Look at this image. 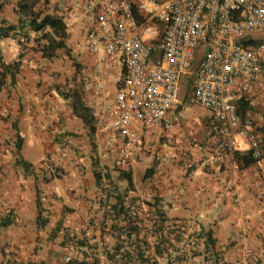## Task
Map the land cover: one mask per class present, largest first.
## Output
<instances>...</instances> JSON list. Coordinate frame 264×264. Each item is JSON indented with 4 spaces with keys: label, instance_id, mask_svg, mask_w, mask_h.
Here are the masks:
<instances>
[{
    "label": "crops",
    "instance_id": "obj_1",
    "mask_svg": "<svg viewBox=\"0 0 264 264\" xmlns=\"http://www.w3.org/2000/svg\"><path fill=\"white\" fill-rule=\"evenodd\" d=\"M28 1L41 16L65 5L63 0ZM20 2L0 0V29L27 21ZM74 14L64 20L77 31L79 19ZM18 27L7 35L18 44L13 55L6 54L0 35L3 63L16 61L10 68L13 74L0 70V264H57L60 253L53 256L52 250L61 249L60 230L91 221L86 242L90 253L96 255L100 245L110 247L119 221L116 196L123 189L143 207L144 201L157 200L162 209L167 203L168 210L163 209L167 218L185 219L203 233L210 229L214 251L226 264H264V151L254 162L241 164L216 148L217 132L208 109L198 118H182V106L171 129L138 127L145 129L144 138L132 144L131 154L137 162L144 160L145 168L136 176L133 159L120 160L121 137L91 131L74 110L73 93L89 107L93 125L102 108L91 77L81 71L91 58L83 51L75 54L65 37V45L46 56L40 49L46 42L45 30L27 25L23 37L17 34ZM257 36L264 48L263 33ZM108 87L112 89V84ZM256 90L242 100L239 111L264 142V75ZM167 135L173 137L172 143L166 141ZM248 148L243 142L238 149ZM46 156L55 172L48 169ZM121 168L131 172L130 185L120 182ZM147 168L151 170L145 176ZM96 171H103L115 188L106 200ZM146 239L154 240L155 235ZM86 246L78 248L73 260L90 264Z\"/></svg>",
    "mask_w": 264,
    "mask_h": 264
},
{
    "label": "built area",
    "instance_id": "obj_2",
    "mask_svg": "<svg viewBox=\"0 0 264 264\" xmlns=\"http://www.w3.org/2000/svg\"><path fill=\"white\" fill-rule=\"evenodd\" d=\"M67 4L58 13L64 17L78 13L80 18L77 31L66 26V45L91 58L81 71L91 77L93 94L102 105L94 129L121 137L123 163L133 159L131 146L142 141L146 128L168 130L178 121L182 75L188 79L186 100L211 112L218 150L233 157L244 142L254 156L264 151L260 135L243 122L238 102L256 93L264 75V48L257 36L264 32V0H67ZM165 139L174 141L168 135ZM44 161L56 171L47 156ZM99 180L106 200L111 184L103 171ZM117 195L122 204L114 243L100 245L96 255L87 256L89 263L143 264L147 257L149 263L159 264L160 231L150 212L153 205H139L127 191ZM182 221L172 225L179 227ZM91 223L60 230L62 262H72L80 246L88 247ZM129 223L139 228L129 231ZM153 235L154 240L146 239ZM168 259L174 261L175 256Z\"/></svg>",
    "mask_w": 264,
    "mask_h": 264
},
{
    "label": "trees",
    "instance_id": "obj_3",
    "mask_svg": "<svg viewBox=\"0 0 264 264\" xmlns=\"http://www.w3.org/2000/svg\"><path fill=\"white\" fill-rule=\"evenodd\" d=\"M31 6H32V4L28 0H21L20 9H22L24 12H26V15L28 18L27 21L25 23H19L16 27H15V24H8V25L4 26L3 28L0 29V35L1 36L2 35H8V31L10 29L16 30V28L19 26L18 30H17V34H22V36L24 37V36H26V34L24 33L23 28L27 25L30 28L37 30V31L40 30L42 32V30H45L42 32V37L44 39H46V42L42 44L40 49L42 50L44 55L50 56L51 54H53L52 50L54 48L65 45L64 37H65L66 24L63 21V18L61 15L55 14V13H45L41 16L40 15L41 10L34 11L31 8ZM46 27H49V28L46 29ZM15 63H16V61L13 63L4 64L2 61V58L0 56V70H2V69L11 70L10 68L12 67L13 64L15 65ZM10 72H11V74H13L12 70ZM242 100L243 99L239 100V103H240L239 106H242ZM72 103H73V107H74L75 112L87 124L90 125V130L93 131L94 125L92 123V119H93L92 114L89 110V107L87 105H85L82 101H80V97H79L78 93L77 94L73 93ZM234 157L236 158V160L241 162V164H243V165L250 164L257 159V157L253 155V151L251 148H249L245 151L235 150ZM22 162H23V165L25 167H28L29 163H27L26 161H22ZM150 170H151V168H147L145 170V176H147V174L150 172ZM95 175H96L97 181L99 183V178H100L99 172L96 171ZM118 176L120 178L126 179L128 185H130L132 183L131 172L129 170L122 169V168L119 169ZM116 197H117L116 202L118 204L119 203L122 204L119 196L117 195ZM146 203L153 205V207H154L150 212L155 214V216L157 218V223H158L157 229H159V231H160L159 232L160 239H159L158 244H156V250H157V252H159V254H161L164 257L163 253L168 251V246L171 244L168 237L166 238V234L162 232V229L164 227H166L165 222L168 219H170L171 220L170 225H172V224H175L174 221H176L177 219H181V218H167L164 210L162 208L158 207L157 200H154L151 203L149 201H146ZM126 228L129 231H132V230H137L139 228V226L137 224L129 223ZM201 236L204 237V239H203L204 245L205 246L211 245L212 250L214 251L213 246H214L215 239L212 236L210 229L205 230L204 233L201 234ZM165 243H167V244H165ZM215 254L218 255V253H216V252H215ZM142 261L144 262L143 264H151V263H149V259L147 257H144L142 259ZM81 262H84V261H78L77 259H75L72 262H70L69 264H82ZM172 262H173V260H168V261H166V264H173Z\"/></svg>",
    "mask_w": 264,
    "mask_h": 264
},
{
    "label": "rangeland",
    "instance_id": "obj_4",
    "mask_svg": "<svg viewBox=\"0 0 264 264\" xmlns=\"http://www.w3.org/2000/svg\"><path fill=\"white\" fill-rule=\"evenodd\" d=\"M76 17H78V19L80 18V16H78V13L76 14ZM263 35H264V32H263ZM1 45L5 49L6 54H9V56L15 54V50L18 47V44L13 42L11 40V37L7 35L2 36ZM187 84H188V79L185 77V75H182L180 78V90L178 92L179 100L183 101L181 116L182 118L183 117L184 118H188V117L198 118L204 115L205 111L207 112V109H205L201 105H198L196 103H190L186 100ZM35 151L37 153L38 149L36 148ZM37 154H36V157L34 158V160H36L35 163H37V161L39 160V158L37 159L38 157ZM132 161L136 163V166L134 167V174L137 176L139 175L138 172H141L144 170L145 161L140 160L137 162L134 157ZM126 181H127L126 179H122L120 182L124 185ZM58 192L63 194L61 186L58 187ZM139 202H140L139 205H141V201ZM163 209L168 210L167 203H165ZM182 220H183L182 224L179 225V227L170 225V222H171L170 219H168L165 222L166 227L162 229V232L166 234V238L168 237L171 244L168 246V251L163 253L164 257L160 259L159 264H166V261L169 260L168 258L170 256H175V260L172 262L173 264H226L223 256L220 253H218L217 255L214 253V251L209 245L208 246L204 245V240H203L204 237L201 236L203 231L200 230L198 227L196 228L190 227V225L185 219H182ZM62 244L63 243L61 242V246ZM66 246L68 247V252H71V245L66 244ZM52 253H53V256H56L59 253L61 255L62 247L61 249H58L56 251L52 250ZM60 255H58L59 261L56 263L57 264H69V263L62 262L60 259ZM88 255H90L89 249H87V256ZM180 257L181 258L183 257V258L181 259ZM218 257H220V259ZM73 259H74V256H73ZM37 264H41V262Z\"/></svg>",
    "mask_w": 264,
    "mask_h": 264
},
{
    "label": "clouds",
    "instance_id": "obj_5",
    "mask_svg": "<svg viewBox=\"0 0 264 264\" xmlns=\"http://www.w3.org/2000/svg\"><path fill=\"white\" fill-rule=\"evenodd\" d=\"M63 2H65V5L63 6V8L61 9L62 11H65L66 10V5H68L67 4V0H63ZM60 10V9H59ZM53 13H55V14H59L58 13V10L57 11H54ZM59 15H61L62 16V18H63V21L65 22V20H64V15H62V14H59ZM66 24V23H65ZM67 26V25H66ZM65 38H66V36H65ZM240 100V99H239ZM239 102V101H238ZM249 149V148H248ZM239 150V149H238ZM256 157H258V156H256ZM99 174H100V172H99ZM106 175V174H105ZM107 177V176H106ZM108 178V177H107ZM109 179V178H108ZM112 189H115L114 188V186L113 185H111L110 186V190H112ZM121 191H126V189H123V190H118V192H121ZM117 192V193H118ZM145 202V201H144ZM146 203V202H145ZM147 204V203H146ZM150 205V204H149ZM160 208V207H159ZM61 242V241H60ZM210 247H211V245H209ZM212 248V247H211ZM214 253H215V251H214ZM163 257V256H162ZM238 264H243V263H238Z\"/></svg>",
    "mask_w": 264,
    "mask_h": 264
}]
</instances>
